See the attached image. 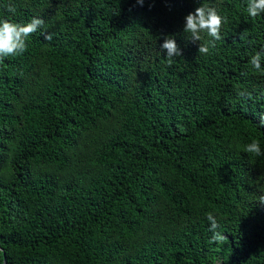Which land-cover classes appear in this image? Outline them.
Segmentation results:
<instances>
[{
  "label": "trees",
  "instance_id": "16d2710c",
  "mask_svg": "<svg viewBox=\"0 0 264 264\" xmlns=\"http://www.w3.org/2000/svg\"><path fill=\"white\" fill-rule=\"evenodd\" d=\"M0 264H264V0H0Z\"/></svg>",
  "mask_w": 264,
  "mask_h": 264
}]
</instances>
